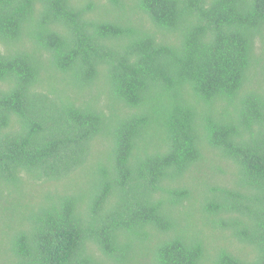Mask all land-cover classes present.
I'll use <instances>...</instances> for the list:
<instances>
[{"label":"trees","instance_id":"16d2710c","mask_svg":"<svg viewBox=\"0 0 264 264\" xmlns=\"http://www.w3.org/2000/svg\"><path fill=\"white\" fill-rule=\"evenodd\" d=\"M0 261L264 264V0H0Z\"/></svg>","mask_w":264,"mask_h":264},{"label":"rangeland","instance_id":"374dc122","mask_svg":"<svg viewBox=\"0 0 264 264\" xmlns=\"http://www.w3.org/2000/svg\"><path fill=\"white\" fill-rule=\"evenodd\" d=\"M228 233H229V231H228ZM241 245L243 246V244L240 243L239 246H241ZM242 251H243V250H242ZM243 252H244V251H243ZM245 252H248V254H250V255L254 254V250H251L250 248H247V249L245 250ZM10 259L13 261V257H12V256H9V262H11ZM0 263L3 264V261H0Z\"/></svg>","mask_w":264,"mask_h":264}]
</instances>
